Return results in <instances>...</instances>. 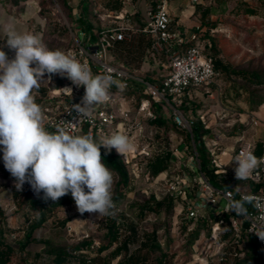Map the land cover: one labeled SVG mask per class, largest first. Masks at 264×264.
Instances as JSON below:
<instances>
[{"label":"rangeland","instance_id":"rangeland-1","mask_svg":"<svg viewBox=\"0 0 264 264\" xmlns=\"http://www.w3.org/2000/svg\"><path fill=\"white\" fill-rule=\"evenodd\" d=\"M40 15V24L32 27L31 33L38 34L49 49H59L71 52L81 63H86L93 74H101L97 71L99 60L108 62L116 68H123L130 77L123 85L120 92V100L113 104L117 110L120 103L128 108V123L133 124L140 120V130L122 127L117 118L112 124L104 128L101 135L106 138L114 133L127 135L134 145L133 152L146 150L149 155H137L127 163L129 169V181L127 187L122 190L124 197L115 205L114 212L117 216L118 238L107 249L98 252L97 244L102 242L106 232L108 216H98L95 213L81 214L75 203L63 205L54 209L43 226L33 231V237L37 241L29 242L21 250L18 248V240L24 236L33 211L20 206L23 195L30 191L38 194L30 184L25 183L22 190L15 187V178L5 169L4 162L0 160V208L4 214V226H8L6 240L10 242L14 250L9 258V264H48L50 256L44 253V244L39 241L49 239L56 245H71L79 240L92 241L91 247L79 251L92 258L96 264H127L132 257L131 264H157L159 256L164 254L159 264H217L218 255L207 258L205 263L200 261L202 249L206 246L205 239L207 226L201 228L199 237L192 243H187V230L194 225L195 218L186 216L188 202H198L200 194V171L196 157L194 142L178 128L189 131L191 121L201 120L209 133L203 137L204 144L215 153L226 156L231 154L239 144L240 139L252 142H264V120L254 117L253 111L264 108V103L258 104L259 99L264 100V84L249 83L246 80L225 75H218L213 82L205 87L193 90L192 97L179 107L184 117L188 120L187 127H179L168 116L160 114L164 125L154 124L148 117L142 116L136 110L142 88L134 78H142L148 74L157 84L162 80L167 57L151 56L146 53L147 40L142 38L138 44L139 34H132L129 39L118 42H110L105 57L98 58L94 53L95 42L88 35L82 37L81 29L77 23L81 0H36ZM88 3V19L93 24L92 32L100 34L101 31L114 28L124 20L118 17L121 11L127 10V16L131 25L143 23L149 10L158 0H86ZM185 2V0H183ZM175 3V2H174ZM243 0H200L198 4L187 0L186 11L173 9L179 14L181 22L185 20L183 15L189 12L195 5V12L188 19L194 28L203 25L207 28L209 36L216 45V57L225 64L246 69H264V0H251L248 4L256 13L243 10ZM203 8L211 9L206 16H201ZM137 11L136 16L133 12ZM257 15H260L259 17ZM100 31V32H99ZM99 32V33H98ZM208 53V50L205 51ZM99 59V60H98ZM166 69V68H165ZM167 70V69H166ZM48 80V74L44 76ZM62 84L58 92L50 88L52 81ZM147 81V80H146ZM121 84V83H120ZM69 87L72 93H63L60 89ZM40 95L35 96V102L42 107L45 120L48 115H54L64 110L65 106L79 104L84 95L83 86L77 87L66 77L53 74L51 81H43L38 89ZM110 91V89H109ZM115 91V90H112ZM252 93V97H250ZM98 106H108L101 103ZM104 107V108H105ZM186 107V108H184ZM111 108V109H112ZM159 114V113H157ZM46 126V125H45ZM178 127V128H177ZM46 129L49 131L48 127ZM82 135V134H80ZM213 140L217 141L213 145ZM209 150V149H208ZM116 151V149H115ZM117 152V151H116ZM168 154L167 168L156 176L149 174L147 162L156 156ZM1 156V153H0ZM210 167V163L208 164ZM234 162L228 165L225 173L226 179L234 182ZM114 184L117 176L113 172ZM87 191V189H85ZM17 192V197L13 196ZM153 196L156 200H164L163 206L158 211L139 212V204ZM169 197H173L171 207ZM221 204H224L221 201ZM26 210V211H25ZM26 212V214L24 213ZM204 216L214 220L221 214L213 208L203 209ZM201 218V217H198ZM3 220V219H1ZM66 220L64 224L61 221ZM160 244V249L153 248L152 237ZM227 242L223 260L232 264V258L236 247L242 248L246 239L240 241L239 246L230 240V233L226 236ZM124 242L126 246L123 247ZM121 247L119 253L114 255V250ZM257 258L251 264H264V248L259 244Z\"/></svg>","mask_w":264,"mask_h":264},{"label":"clouds","instance_id":"clouds-1","mask_svg":"<svg viewBox=\"0 0 264 264\" xmlns=\"http://www.w3.org/2000/svg\"><path fill=\"white\" fill-rule=\"evenodd\" d=\"M3 31L7 35L5 43L15 56L9 60L0 50V151L5 169L15 178L16 189L22 190L28 183L53 201L70 193L79 213L114 215L113 172L102 162L100 149L114 148L125 155L134 150L129 137L114 133L97 139L91 133L73 134L62 126L49 132L42 107L33 95L41 82L51 81L53 74L66 76L73 85L84 87L81 102L73 107L80 116L87 117L96 105L111 99L113 77L93 74L89 65L81 63L73 53L49 49L38 34L17 31L13 22L4 25ZM62 90L72 93L69 87ZM262 163L264 158L241 153L234 161L236 179L249 178ZM243 199L251 203L260 198ZM256 207L264 205L257 203ZM229 211L243 214L246 209L243 202H232ZM256 234L264 240V230Z\"/></svg>","mask_w":264,"mask_h":264},{"label":"built area","instance_id":"built-area-1","mask_svg":"<svg viewBox=\"0 0 264 264\" xmlns=\"http://www.w3.org/2000/svg\"><path fill=\"white\" fill-rule=\"evenodd\" d=\"M168 1L158 0L154 8L151 7L147 10V17L142 25H131L127 16V13L130 12L121 11L118 17L124 22L114 28L101 31L95 42L94 53L98 58H103L110 42L129 39L134 33L146 34L151 40V49L154 52L170 50L166 56V65H164L167 73L159 84H152L138 77L134 78L142 87L139 90L141 97L136 110L142 116L150 119L156 118L157 113L166 115L178 126L189 129L188 120L172 102L180 99L189 100L193 90L210 85L220 73L215 70L211 55L205 52L208 46L207 34L209 32L207 28L203 25H197L194 28L184 29L178 18L170 13ZM192 1L196 3L200 0ZM262 28L264 29V22ZM81 34L84 35L83 32ZM99 64L100 67L97 68L99 73L110 74L113 78L117 77L121 80V85H126V79L130 77L126 70L113 67L106 61L99 60ZM62 89L61 91L66 93ZM110 93L111 99L106 102L108 106H104L105 108L98 106L95 114L91 113L87 117L80 116L70 104L65 106L63 111L48 115L45 125L48 129L54 130L57 126H62L76 135L82 134L83 128L86 126V134L91 133L93 135L94 132L104 133V128L119 118L123 128L126 126L129 130L134 128L140 130L142 124L139 119L133 124L128 123L129 110L122 103L117 107V110L112 108L113 104L120 102V100L124 101L120 92L110 90ZM210 152L212 155L214 154V151ZM249 152L258 158H264V146L261 152L256 154L255 143L240 139L237 148L231 154V160L234 162L241 153ZM141 154L149 155V152L140 150L137 153L133 152V154L129 152L125 155H119L127 164L130 159L132 160ZM212 166H217L214 158L210 163V167ZM217 167L216 173H226V170H220L219 166ZM232 177L234 182L227 180L223 182L222 186L215 187L201 174L199 183L201 199L194 204L189 201L186 207V216L195 219L204 217L203 209L205 208H213V211L217 210L220 214H229L228 220L221 218L211 225V233L205 239L207 244L202 249L203 255L200 257V261L205 260V263H207V258L216 255L219 256V261L224 259L225 250L222 248L227 245V238L222 236L227 232L230 233L231 242L237 246H239L240 241L248 240L249 236H253L258 244L264 248V240H261L256 234L264 230V208L256 207L257 203L264 205V163L247 179H236L235 170ZM245 196L259 197L260 199L249 203L244 201ZM235 197H238L239 201L245 202V213L238 214L229 211L230 203L235 202ZM221 201L224 204H221Z\"/></svg>","mask_w":264,"mask_h":264},{"label":"trees","instance_id":"trees-1","mask_svg":"<svg viewBox=\"0 0 264 264\" xmlns=\"http://www.w3.org/2000/svg\"><path fill=\"white\" fill-rule=\"evenodd\" d=\"M14 2H17L18 0H12ZM58 1V0H57ZM199 2H196L198 4ZM155 4L152 6L154 8ZM243 10L251 13H256L255 10H253L251 7L248 6L247 3L243 4ZM88 12V3L86 0H81L80 2V11L79 16L77 18V23L81 29V31L84 33V35H88L89 39L91 41H94L97 39L98 34H95L92 32L93 24L88 19L87 16ZM209 12H211V9L203 8L201 10V16H206ZM138 12H133V16H136ZM143 23H140L138 25H142ZM100 32V31H99ZM98 32V33H99ZM139 34L138 37V44L140 45V42L142 41V38L146 37L147 40V49L146 53H148L151 56H167V53L170 52V50H163L160 52H154L151 49V40L146 34L144 33H137ZM208 37V46L206 48V51L208 50V54L211 55L213 58V66L215 70H217L221 75H225V77L235 76L240 77L244 80H246L249 83L254 84H264V69H246V68H238L235 66H230L228 64L223 63L216 57V45L214 44L212 38L207 34ZM80 39H83V36L80 37ZM124 40H118V42H121ZM161 67H163L165 64L162 62L159 64ZM162 70H165V72L162 74V78L166 75L167 70L165 68H162ZM147 74L145 76V79L152 83L157 84L152 78L148 77ZM113 84L110 87V90H117L119 92H123V88L120 87L121 80L117 77L113 78ZM62 84L56 81H52L50 84L51 89H56L61 87ZM250 97H252V93H250ZM186 102V99H180L179 101L174 100L172 104L180 110L179 107L183 105V103ZM258 104L264 103V100L259 99L257 101ZM264 105V104H262ZM183 107V106H182ZM186 108V107H184ZM181 111V110H180ZM154 124L158 126L164 125V120L161 118L160 114L156 116L153 120H151ZM174 123V122H173ZM176 124V123H175ZM177 125V124H176ZM178 126V125H177ZM180 127V126H179ZM178 128V127H177ZM181 131H185V134L189 136V138L194 142L195 145V151H196V157L198 160V169L200 173L209 181L213 186L218 187L222 186L223 182L227 181L225 173L219 172L216 173L215 169H218L217 166L208 167V164L212 161V154L206 147L203 141V137L209 133V130L205 128L201 120L191 121L190 129L189 131L183 130L181 128H178ZM54 129H49V132H55ZM86 134V126L83 128L82 135ZM93 136L97 139H103L104 137L101 135V133L94 132ZM264 146V142L262 141H256L255 142V153L259 154ZM101 156H102V162L106 164V166L112 170L117 176V182L115 184V188L112 193V199L114 204H118L121 199L124 197V193L122 190L127 187L128 181H129V169L127 168V164L122 160L121 156L115 151V149H105L104 147H101ZM167 162H168V154L156 156L154 159L149 160L147 162V170L149 174L152 176L158 175L160 172L164 171L167 168ZM18 193L13 192V196L17 197ZM169 204L168 206L171 207L173 197H169ZM164 200H156L153 196H151V199L145 200L141 204H139V212L142 213L144 211H158L163 206ZM235 202L239 201L238 197H235ZM74 200L71 197V194H67L57 201H53L50 198L45 199L43 191H40L38 194L33 195L30 191L26 192L22 200L20 202V206H24V208L33 211L32 219H29L27 216L25 220L29 221L27 228L25 230L24 236L21 240H18V248L23 250L26 245L31 241H37L33 237V231L36 228H39L44 225L46 220L49 218L50 214L56 209L57 207L71 204ZM243 207L245 206L244 201ZM26 211V210H25ZM24 213L26 214V212ZM4 214L3 210L0 208V264H9V258L12 254L14 247L13 245L6 240V233L9 232L8 226H4ZM229 214L223 213L220 216L216 217L214 220L207 218V217H201L197 218L194 222V225L191 228L187 230V243L190 245L192 244L198 237L201 228L204 226H207L206 234L210 235L211 233V225L218 221L219 219L223 218L225 220H228ZM3 219V220H1ZM190 221L193 218H189ZM66 220L61 221V224H64ZM227 234L229 232L223 234V238H226ZM118 238V230H117V216L116 215H108V222L106 225V232L104 234V240L97 244L96 249L98 252H101L104 249H107L110 247L114 242H116ZM44 244V253L50 256V260L48 264H96L94 259L86 258L85 255L82 253H79V251L83 249H88L92 245V241L88 239H82L78 242L71 244V245H56L53 244L51 240L49 239H43L39 240ZM153 248L160 249V244L158 241H156L155 237L153 236L151 238ZM125 247L126 243L123 244ZM235 245V244H234ZM237 246V245H236ZM227 246H224L222 250H225ZM121 250V247L118 246L114 250V255L119 253ZM259 244L255 240L253 236H249L248 240L243 244L242 248L236 247V254L233 255L232 258V264H251V261L257 258V254L259 253ZM164 257V254L159 256V259L161 260ZM224 259H227V254H223ZM129 262L127 264H131L132 257L128 259ZM160 260H157V264L160 263ZM223 260L219 261L217 264H228L224 262ZM118 264H123V262H119ZM153 264V263H152Z\"/></svg>","mask_w":264,"mask_h":264},{"label":"crops","instance_id":"crops-1","mask_svg":"<svg viewBox=\"0 0 264 264\" xmlns=\"http://www.w3.org/2000/svg\"><path fill=\"white\" fill-rule=\"evenodd\" d=\"M189 1V0H188ZM246 3H250L251 0H243ZM175 2V3H174ZM186 2H183V0H169L168 1V9L170 13L178 18L181 26L184 29L193 28L192 23L189 21V17L192 16L195 12V5L190 7L189 12L183 15V22L179 19V14L172 12L173 9H181V11H186ZM249 7H253L248 5ZM258 17L260 15H257ZM9 22H13L16 30L20 32H29L31 33L32 27H35L37 24H40V15L37 9V1L36 0H18L17 2H14L12 0H0V50H3L6 55L8 56L9 60L13 59L15 56V51L10 49L6 45L7 35L3 31L4 25H6ZM264 32V31H263ZM33 94H36L37 96L40 95V92L38 90H35ZM254 117L258 119L264 120V108L259 107L258 110L253 111ZM213 145L217 143V141L213 140ZM255 143V142H253ZM2 148V146H0ZM210 151H214L210 147L208 148ZM223 151L220 153H215L212 155V157L215 159L216 165L219 166L220 170H226L228 169V165L231 163V154L227 153L226 156L221 155ZM233 152V151H232ZM1 156L0 160H3V153L0 151ZM233 162V161H232Z\"/></svg>","mask_w":264,"mask_h":264},{"label":"bare ground","instance_id":"bare-ground-1","mask_svg":"<svg viewBox=\"0 0 264 264\" xmlns=\"http://www.w3.org/2000/svg\"><path fill=\"white\" fill-rule=\"evenodd\" d=\"M63 88H65V87H63ZM55 90H56V92H58L59 89H55ZM60 90H61V89H60Z\"/></svg>","mask_w":264,"mask_h":264}]
</instances>
